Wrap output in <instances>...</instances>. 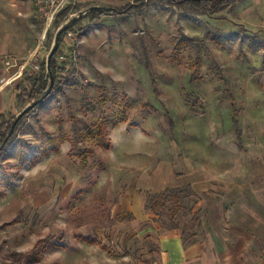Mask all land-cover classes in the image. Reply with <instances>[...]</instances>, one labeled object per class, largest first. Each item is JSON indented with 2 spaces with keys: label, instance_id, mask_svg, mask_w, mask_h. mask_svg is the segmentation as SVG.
Segmentation results:
<instances>
[{
  "label": "rangeland",
  "instance_id": "1",
  "mask_svg": "<svg viewBox=\"0 0 264 264\" xmlns=\"http://www.w3.org/2000/svg\"><path fill=\"white\" fill-rule=\"evenodd\" d=\"M18 1L28 17L0 9L6 138L60 27L110 10L62 34V90L0 147V264H161L170 235L231 248L264 234V0L198 18L77 0L49 28Z\"/></svg>",
  "mask_w": 264,
  "mask_h": 264
},
{
  "label": "crops",
  "instance_id": "2",
  "mask_svg": "<svg viewBox=\"0 0 264 264\" xmlns=\"http://www.w3.org/2000/svg\"><path fill=\"white\" fill-rule=\"evenodd\" d=\"M19 3L18 0H12V2L0 0V9L5 11V8L9 9L10 7L14 21L19 17H28V14H23L22 10L17 9ZM252 10L256 13H264V7L259 4L252 7ZM2 19H5L4 12H0V21ZM26 22L28 21L26 20ZM260 27L264 30V22ZM11 92L10 87H0V116L8 112ZM13 101L16 103L15 97ZM261 210L264 209L261 207ZM245 237L240 236L236 239V243L231 248H224L217 243V239L213 235H210L207 240L209 244L206 245L199 244L197 241L189 245H182L186 239H183L181 235H170L164 240L167 245L161 253V264H264V234L261 236L255 233L250 236L245 235ZM247 239L248 243L256 242L254 246L250 248V245L246 244Z\"/></svg>",
  "mask_w": 264,
  "mask_h": 264
},
{
  "label": "trees",
  "instance_id": "3",
  "mask_svg": "<svg viewBox=\"0 0 264 264\" xmlns=\"http://www.w3.org/2000/svg\"><path fill=\"white\" fill-rule=\"evenodd\" d=\"M145 1H147L146 3L151 2V1L152 2L156 1V2H160L162 4H165L167 6H173V7H176L181 12L185 13L186 15H188L190 17L198 18V17H203V16H214V15L223 13L226 10L233 9L242 0H135V2H137V4H140L138 7H141L143 2H145ZM133 6H136V5H133ZM67 10L68 9L63 11L58 16V18ZM80 10H81V8L77 9V11H80ZM101 12L102 11H96L95 13L91 12L90 16L92 17V19H95L94 14L98 15V14H101ZM50 67H51V70L49 71L47 62H44L43 64L36 66V72L34 73L35 75H33L27 79V81L30 83V88L29 89L24 88L22 91H20V93H19L20 95H18V97L16 99L17 109H20V111H23L38 96L45 95L44 93H47V91L51 85V77L54 78V87L52 89L51 94L54 93L58 89L62 90L64 80L62 78L61 73H62L63 69L59 65L56 54L50 62ZM19 89H20V87H19ZM46 99L47 98H45V100ZM34 108H36V107H34ZM32 110L25 113L19 119V121L16 125V128H15V131H14L12 137H10L6 146L9 145L11 138H13L16 135L19 128L22 126L25 118L27 117V115ZM4 118H5L4 115L0 116V147L2 146V143L4 142V140L6 138V135L1 133V128L4 127V125H5ZM13 123H12V125H13Z\"/></svg>",
  "mask_w": 264,
  "mask_h": 264
},
{
  "label": "water",
  "instance_id": "4",
  "mask_svg": "<svg viewBox=\"0 0 264 264\" xmlns=\"http://www.w3.org/2000/svg\"><path fill=\"white\" fill-rule=\"evenodd\" d=\"M106 10H110L108 8H105V7H101V6H93V7H90L88 9H86L85 11H82L80 13H78V15H76L75 17L71 18V20H69L67 23H65L64 25H62L60 27V29L58 30L57 34H56V39H55V43L53 45V48L49 54V57H48V70L50 71L51 70V67H50V62L52 60V58L55 56L56 52L58 51V48H59V43H60V38L62 36V34H64L65 32H67L71 27L74 26V24L79 21L83 16H85L86 14L88 13H91L93 11H106ZM54 87V78L51 77V85L47 91V93L38 101V102H33L31 105H29L25 110H23L19 116L17 117L16 121L14 122L12 128H11V131L8 135V137L5 139L1 149L6 145V143L9 141L10 137L13 135L14 131H15V128H16V125L19 121V119L25 114L27 113L28 111L32 110L34 107H36L39 103H41L42 101L45 100V98H47L51 92H52V89ZM0 149V150H1Z\"/></svg>",
  "mask_w": 264,
  "mask_h": 264
},
{
  "label": "built area",
  "instance_id": "5",
  "mask_svg": "<svg viewBox=\"0 0 264 264\" xmlns=\"http://www.w3.org/2000/svg\"><path fill=\"white\" fill-rule=\"evenodd\" d=\"M76 3L77 0H34L36 15L44 22L47 28L55 23L63 11ZM6 63L8 66L12 64L10 60Z\"/></svg>",
  "mask_w": 264,
  "mask_h": 264
}]
</instances>
